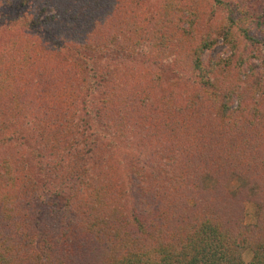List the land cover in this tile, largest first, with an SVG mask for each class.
I'll return each mask as SVG.
<instances>
[{
    "label": "trees",
    "instance_id": "obj_1",
    "mask_svg": "<svg viewBox=\"0 0 264 264\" xmlns=\"http://www.w3.org/2000/svg\"><path fill=\"white\" fill-rule=\"evenodd\" d=\"M261 43L264 0H0V264H264Z\"/></svg>",
    "mask_w": 264,
    "mask_h": 264
},
{
    "label": "rangeland",
    "instance_id": "obj_2",
    "mask_svg": "<svg viewBox=\"0 0 264 264\" xmlns=\"http://www.w3.org/2000/svg\"><path fill=\"white\" fill-rule=\"evenodd\" d=\"M148 8H152V6H149ZM149 10V9H148ZM260 47V51L262 53V55L264 54V45L263 43H261L259 45ZM230 53L229 49L227 48V46L223 43L222 39L218 40L217 44L214 45L210 50H206L203 53V62L205 65H209L212 61L219 59V58H224L225 56H227ZM161 75V77L163 78V80L165 81V85L167 88H176L179 86H186L188 85L189 88H196V86L192 83H187L184 79H182L178 74H175L172 70H159L158 71ZM257 75H261L264 73V71L262 70V68H259L256 70ZM147 146V148H146ZM145 148H136L132 149V148H127V147H123V146H116L113 148V152H114V157L116 158V160H118L121 164V175L125 176L126 172L130 170V163L131 160L132 162L137 159L140 161V163H142V165H144L145 167H149L152 163L153 166L157 167L159 165V162H157V157H155L154 152H152V150H150V145H146ZM2 147L3 149L0 148L1 153L4 152H9L11 149ZM130 181V179L125 178V182ZM215 182V181H214ZM244 181L237 176H233L230 177L227 181V183H225L224 188H226L227 191H229V193H233L236 194V192L238 191L239 188H241L244 185ZM203 187L205 189L206 186H211L212 188H214L215 184H212V181L210 179H205L204 183H203ZM189 191H187V194H189L190 196H192V198L189 199L190 203H193V198L194 199H198L199 198V194L198 192L201 191L199 186L197 188H189ZM132 194H135V191H132ZM209 197V196H208ZM205 198V197H204ZM244 212H245V222L246 223H251L255 220V216H256V206L254 203H252L251 201H245L244 202ZM251 258V252L250 251H246V253L244 254V259L247 261Z\"/></svg>",
    "mask_w": 264,
    "mask_h": 264
}]
</instances>
